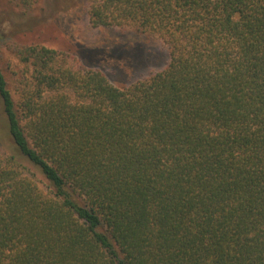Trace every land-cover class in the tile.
<instances>
[{
    "label": "trees",
    "instance_id": "1",
    "mask_svg": "<svg viewBox=\"0 0 264 264\" xmlns=\"http://www.w3.org/2000/svg\"><path fill=\"white\" fill-rule=\"evenodd\" d=\"M85 3L167 58L118 86L12 42L31 74L16 100L0 67V264H264V0Z\"/></svg>",
    "mask_w": 264,
    "mask_h": 264
},
{
    "label": "rangeland",
    "instance_id": "2",
    "mask_svg": "<svg viewBox=\"0 0 264 264\" xmlns=\"http://www.w3.org/2000/svg\"><path fill=\"white\" fill-rule=\"evenodd\" d=\"M34 1L27 8L14 0H0V67L16 100L21 91L17 73L29 77L31 72L11 51L12 42L55 49L65 55L64 65L100 70L118 86L159 68L167 58L155 37L128 28L93 26L85 0ZM4 117L0 107V118Z\"/></svg>",
    "mask_w": 264,
    "mask_h": 264
}]
</instances>
